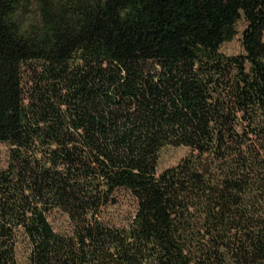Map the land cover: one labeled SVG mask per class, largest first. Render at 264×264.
<instances>
[{"label":"trees","instance_id":"trees-1","mask_svg":"<svg viewBox=\"0 0 264 264\" xmlns=\"http://www.w3.org/2000/svg\"><path fill=\"white\" fill-rule=\"evenodd\" d=\"M32 1L0 0V264H264V0Z\"/></svg>","mask_w":264,"mask_h":264},{"label":"rangeland","instance_id":"rangeland-1","mask_svg":"<svg viewBox=\"0 0 264 264\" xmlns=\"http://www.w3.org/2000/svg\"><path fill=\"white\" fill-rule=\"evenodd\" d=\"M22 17L26 24H30L38 21V6L35 0L21 11ZM246 25V21L243 17L237 20L235 23V28L237 30L236 35L222 43L220 49L227 54H239L244 51L241 41L242 30ZM264 39V35H263ZM9 149L8 143L0 140V167H4L8 163L9 159ZM190 152V148L185 145L173 146L167 145L163 147L160 151L158 171L161 172L163 169L177 164L182 157ZM120 202L112 207H110L109 212L112 220L117 224H126L129 219L133 216L136 209V202L134 197L129 193H122L120 197ZM50 220L52 221L54 227L57 230L67 229L69 226V219L67 214L62 211H55L50 215ZM28 244L23 241L18 247V257L20 264H29Z\"/></svg>","mask_w":264,"mask_h":264}]
</instances>
